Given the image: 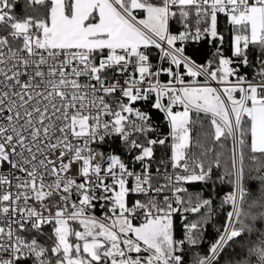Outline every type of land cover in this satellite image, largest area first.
<instances>
[{"label":"snow or ice","instance_id":"1","mask_svg":"<svg viewBox=\"0 0 264 264\" xmlns=\"http://www.w3.org/2000/svg\"><path fill=\"white\" fill-rule=\"evenodd\" d=\"M19 3L0 264H264V0Z\"/></svg>","mask_w":264,"mask_h":264},{"label":"trees","instance_id":"2","mask_svg":"<svg viewBox=\"0 0 264 264\" xmlns=\"http://www.w3.org/2000/svg\"><path fill=\"white\" fill-rule=\"evenodd\" d=\"M23 3H24V0H20V3H19V5H18V7H17V12H23ZM193 46H189V51H191V48H192ZM208 52H209V54H210V52H211V49H209L208 50ZM214 231V229L213 228H210L209 229V233L211 234L212 232ZM209 239H211V235H209ZM189 259H190V256H189Z\"/></svg>","mask_w":264,"mask_h":264}]
</instances>
